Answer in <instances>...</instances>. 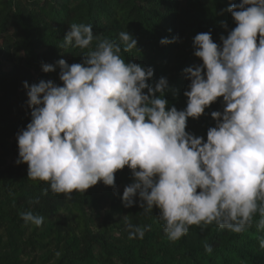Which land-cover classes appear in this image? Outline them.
<instances>
[{"label": "clouds", "instance_id": "clouds-1", "mask_svg": "<svg viewBox=\"0 0 264 264\" xmlns=\"http://www.w3.org/2000/svg\"><path fill=\"white\" fill-rule=\"evenodd\" d=\"M227 11L236 26L219 44L211 32L194 37L202 63L184 69L190 83L183 110L169 107L167 78L153 87L151 67L124 59L122 53L138 51L127 31L117 42L95 35L91 24H71L61 47L85 50L82 62L42 65L44 73L58 67L62 85L23 83L31 122L17 134L16 163L27 164L28 178L48 184L44 194L68 199L99 182L115 187V174L127 167L133 182L124 188V207L138 203L144 215L158 209L170 241L192 226L240 234L257 216L256 228L264 230V0H241ZM221 98L223 111L211 112L216 123L206 140L186 131L190 118ZM20 216L37 228L44 223L32 210ZM124 218L128 238L143 239L146 227Z\"/></svg>", "mask_w": 264, "mask_h": 264}, {"label": "trees", "instance_id": "trees-1", "mask_svg": "<svg viewBox=\"0 0 264 264\" xmlns=\"http://www.w3.org/2000/svg\"><path fill=\"white\" fill-rule=\"evenodd\" d=\"M241 0H0V264H264L259 241L264 230L255 222L243 233L190 227L189 233L170 241L158 219L159 210L142 214L137 204L125 208L124 188L133 182L125 167L115 174V187L102 182L71 199L50 190L48 184L28 178L27 164H17V134L31 122L23 87L40 80L62 85L59 68L42 71L43 64L64 59L82 62L85 50L61 47L73 23L91 24L95 35L118 40L127 31L137 40L138 51L122 53L154 70L153 87L168 80L169 107L183 110L190 81L184 69L201 64L194 56V37L211 32L213 41L227 36L236 25L227 8ZM221 22L227 24V30ZM178 41L161 45L163 38ZM212 111H223L222 98L199 119H189L186 131L206 140L215 126ZM138 201V197L135 198ZM39 200V203L34 201ZM32 210L44 217L37 228L26 224L21 212ZM146 227L143 239H129L126 220ZM213 249L209 254L205 247ZM60 253L59 256L56 254Z\"/></svg>", "mask_w": 264, "mask_h": 264}]
</instances>
